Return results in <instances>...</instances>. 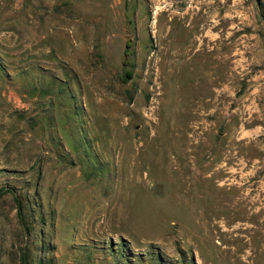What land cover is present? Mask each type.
<instances>
[{
  "label": "rangeland",
  "instance_id": "rangeland-1",
  "mask_svg": "<svg viewBox=\"0 0 264 264\" xmlns=\"http://www.w3.org/2000/svg\"><path fill=\"white\" fill-rule=\"evenodd\" d=\"M0 264H264V0H0Z\"/></svg>",
  "mask_w": 264,
  "mask_h": 264
}]
</instances>
